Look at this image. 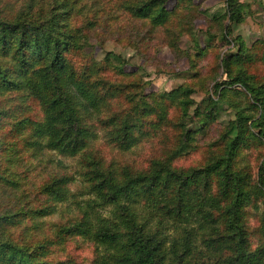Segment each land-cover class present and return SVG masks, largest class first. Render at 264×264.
<instances>
[{"label":"trees","instance_id":"16d2710c","mask_svg":"<svg viewBox=\"0 0 264 264\" xmlns=\"http://www.w3.org/2000/svg\"><path fill=\"white\" fill-rule=\"evenodd\" d=\"M166 2L118 6L148 19L157 37L172 29L192 34L193 10L183 9L182 0L171 9ZM88 8L83 0H0V264H69L55 252L76 237L95 245L92 264H264V50L230 37L242 2L226 0L224 13L213 18L224 26L221 39L236 49L218 51L208 33L197 47L198 59L212 55L213 85L208 90L206 83L205 104L193 111L192 83L138 97L130 90L124 107L115 103L123 84L108 70L126 75V62L112 53L75 62L100 25L93 15H79ZM164 37L177 53L176 41ZM223 104L233 115L225 125L218 122ZM100 130L121 150L158 135L171 147L146 170L105 166L88 150ZM201 145L209 151L203 166H174ZM251 149H260L256 166L245 160ZM44 153L45 163L52 154L84 162L78 175L91 196L65 222L47 218L68 200L74 177L51 172L33 191L23 169ZM58 164L66 167L62 159ZM259 203V223L251 228L248 206Z\"/></svg>","mask_w":264,"mask_h":264},{"label":"rangeland","instance_id":"374dc122","mask_svg":"<svg viewBox=\"0 0 264 264\" xmlns=\"http://www.w3.org/2000/svg\"><path fill=\"white\" fill-rule=\"evenodd\" d=\"M83 2L88 4L90 8L79 15H84L87 18L93 15L96 20H99L100 25L90 31L92 46L84 48L75 58V62L77 64L85 63L90 57L102 61L108 53L122 58L126 62L128 74L120 75L113 70H108V75L117 83L123 84V91L115 102L123 107L129 98L130 90L133 91L135 97H138L140 94L146 96L152 93L170 91L186 83H192L194 87V91L190 95L193 99L190 111H193L197 105L203 106L208 95L206 83L208 90L213 85L210 79L211 75H209L212 55L208 54L205 58L198 59L196 56L197 47L204 46L207 38H209L207 33L212 36L209 44L222 53L228 48L235 50L237 47L233 42L228 45L221 39L219 28L221 30L224 26L218 25L217 19L213 20L215 16L224 13L226 0H182L183 9L190 13L193 10L192 14L197 16L193 21L192 34L185 30L181 34L183 30L179 32L178 29H172L168 34L158 35L159 37L156 36V30L148 31V19H135L124 12L118 6L121 0H83ZM240 2L244 6L242 20L232 26L230 37L239 36L249 48L255 42L257 44L262 43V50H264V0H240ZM174 4L175 0H167L166 7L171 9ZM221 31L223 32L224 29ZM146 34L149 36L145 37ZM164 36H169L171 41H176L179 48L177 53L167 44L168 39ZM197 70L199 73H196ZM223 76L225 78L224 74ZM217 80H222L221 71ZM236 87L239 88L240 86ZM222 107L218 122L225 125L229 119L233 118V115L227 110L226 104H223ZM119 108L118 105L114 110ZM170 116L176 117L177 110L173 109ZM166 133L170 135L171 131ZM218 140L219 138H215L211 143L217 144ZM168 141L166 136L160 137L158 135V137L143 141L129 150H121L110 143L104 136V131L100 130L97 139L92 142L88 150L98 156L105 166L113 164L120 167L130 166L136 170H146L152 160L164 157L165 151L171 147L168 146ZM259 150L251 149L245 152V160L252 166H256L259 161ZM208 152L201 145L192 153L177 158L174 161V166L186 170L201 167L208 159ZM48 155V153H44L38 158V155H33L34 157L27 161L29 166L24 165L23 169L26 171L29 185L33 191L38 187L37 184L42 182L43 178L49 176L51 172L62 171L74 177V180L69 184L70 195L68 200L59 204V210L47 218L50 221L65 222L72 217H77L80 211L77 207L91 196L86 193L85 187H83L84 183L81 182L78 175L80 170L84 169V162H81L82 159L79 157L61 158L52 154L53 161L45 163ZM55 159H62L66 167L62 168L60 164H58L60 167L53 166L56 162ZM141 205L140 203L138 208ZM262 207L261 203L257 205V208L248 206L249 213L246 214V218L251 228L259 223ZM107 210H103L104 215H107ZM140 219L141 217H139ZM147 226L154 227V223L151 222ZM166 232L172 234L170 230H166ZM258 239L259 235L253 233V244H256ZM94 256L95 245L93 242L81 237L68 241L63 248H59L55 252L56 259L60 258L69 264H92Z\"/></svg>","mask_w":264,"mask_h":264}]
</instances>
